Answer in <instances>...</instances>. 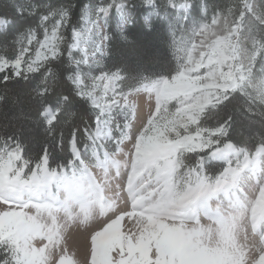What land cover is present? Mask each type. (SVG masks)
Listing matches in <instances>:
<instances>
[{"label":"snow or ice","instance_id":"6c2138e0","mask_svg":"<svg viewBox=\"0 0 264 264\" xmlns=\"http://www.w3.org/2000/svg\"><path fill=\"white\" fill-rule=\"evenodd\" d=\"M0 264H264V0H0Z\"/></svg>","mask_w":264,"mask_h":264}]
</instances>
